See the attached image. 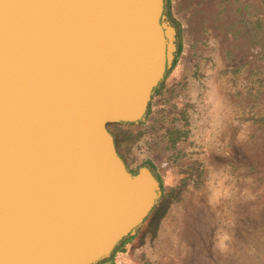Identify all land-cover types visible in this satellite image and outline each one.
Returning a JSON list of instances; mask_svg holds the SVG:
<instances>
[{
	"label": "water",
	"instance_id": "water-1",
	"mask_svg": "<svg viewBox=\"0 0 264 264\" xmlns=\"http://www.w3.org/2000/svg\"><path fill=\"white\" fill-rule=\"evenodd\" d=\"M166 0H0V264H101L162 198L109 130L173 67Z\"/></svg>",
	"mask_w": 264,
	"mask_h": 264
},
{
	"label": "rangeland",
	"instance_id": "rangeland-1",
	"mask_svg": "<svg viewBox=\"0 0 264 264\" xmlns=\"http://www.w3.org/2000/svg\"><path fill=\"white\" fill-rule=\"evenodd\" d=\"M166 3L178 55L184 48L189 70L202 61L219 102L173 145L142 124L109 126L131 166H153L163 195L107 264H264V47L255 35L264 0Z\"/></svg>",
	"mask_w": 264,
	"mask_h": 264
},
{
	"label": "crops",
	"instance_id": "crops-1",
	"mask_svg": "<svg viewBox=\"0 0 264 264\" xmlns=\"http://www.w3.org/2000/svg\"><path fill=\"white\" fill-rule=\"evenodd\" d=\"M178 53L179 47L174 61L175 68L165 78V85H161L160 90L157 89L151 107L149 105L147 119L141 123L149 131L159 130L165 133L172 145L178 139L185 140L188 135L197 133L195 128L200 115L207 113L209 104L217 106L219 102L218 86L212 85L209 88V71L203 70L202 61V68L198 69L197 65V68L189 70V59L184 48L182 54ZM166 106L174 114L165 118L162 117L161 110ZM178 126L182 127L178 129Z\"/></svg>",
	"mask_w": 264,
	"mask_h": 264
},
{
	"label": "trees",
	"instance_id": "trees-1",
	"mask_svg": "<svg viewBox=\"0 0 264 264\" xmlns=\"http://www.w3.org/2000/svg\"><path fill=\"white\" fill-rule=\"evenodd\" d=\"M256 18H257V23H256V29H255V35L257 36L256 38V44L259 46V47H264V24H263V18L259 15V10H258V7L256 9ZM238 33H236L235 36H237ZM175 66L172 67L171 70L174 69ZM263 119V118H262ZM262 123L264 124V119L262 120ZM120 125H123V124H117L115 126H120ZM111 126V125H109ZM109 128V127H108ZM132 137V136H131ZM130 139V137H129ZM132 238H129L127 240H125L122 245L120 247H123L125 244H127V242H129ZM119 247V248H120ZM113 257L110 259V260H107L101 264H107L109 263L110 261H112Z\"/></svg>",
	"mask_w": 264,
	"mask_h": 264
},
{
	"label": "flooded vegetation",
	"instance_id": "flooded-vegetation-1",
	"mask_svg": "<svg viewBox=\"0 0 264 264\" xmlns=\"http://www.w3.org/2000/svg\"><path fill=\"white\" fill-rule=\"evenodd\" d=\"M172 25H173L176 29H178L174 24H172ZM177 33H178V31H177ZM177 47H178V42H177ZM176 55H177V52H176ZM176 55H175V56H176ZM174 61H175V60H174ZM173 66H174V64H173ZM170 72H171V70L168 71L167 75H169ZM166 77H167V76H166ZM164 82H165V81H164ZM156 92H157V90L155 91V94H154L153 97L156 96ZM152 100H153V98H152ZM152 102H153V101H151V103H150V107H151ZM114 138H115V143H116L117 151H118L119 155L121 156V158L124 160V162H125V164H126L128 170H129L130 172H132V174H137V172L139 171V168H140V167H139V168H138V167L136 168V167L131 166V165L128 163L126 157L124 156V154H123L122 151L120 150L119 142H118L117 137H116L115 135H114ZM146 166L149 167L150 170L153 172V174L156 176V178L158 179V181H159L160 184H161L162 191H163V182H162V180L160 179L159 175H158V174L156 173V171L154 170L153 166L150 165V164H146Z\"/></svg>",
	"mask_w": 264,
	"mask_h": 264
}]
</instances>
